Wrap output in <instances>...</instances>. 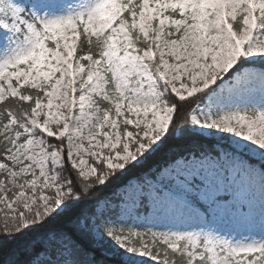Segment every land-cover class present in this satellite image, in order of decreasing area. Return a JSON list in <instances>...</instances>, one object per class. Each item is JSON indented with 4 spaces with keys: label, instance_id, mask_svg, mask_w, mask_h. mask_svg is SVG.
I'll return each mask as SVG.
<instances>
[{
    "label": "snow or ice",
    "instance_id": "obj_1",
    "mask_svg": "<svg viewBox=\"0 0 264 264\" xmlns=\"http://www.w3.org/2000/svg\"><path fill=\"white\" fill-rule=\"evenodd\" d=\"M0 264H264V0H0Z\"/></svg>",
    "mask_w": 264,
    "mask_h": 264
},
{
    "label": "trees",
    "instance_id": "obj_2",
    "mask_svg": "<svg viewBox=\"0 0 264 264\" xmlns=\"http://www.w3.org/2000/svg\"><path fill=\"white\" fill-rule=\"evenodd\" d=\"M175 146H177V142L173 141L170 147H175ZM167 158H168V152L167 150H165L161 152L160 154H158L156 157H154L151 161H149L148 165L145 166V170L149 167L164 164ZM136 174L138 175L139 173H136Z\"/></svg>",
    "mask_w": 264,
    "mask_h": 264
}]
</instances>
